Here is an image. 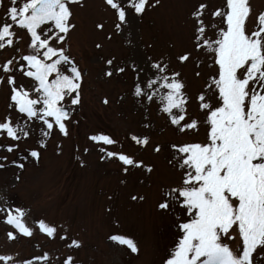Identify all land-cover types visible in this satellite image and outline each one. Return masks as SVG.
<instances>
[{"label": "rangeland", "instance_id": "1", "mask_svg": "<svg viewBox=\"0 0 264 264\" xmlns=\"http://www.w3.org/2000/svg\"><path fill=\"white\" fill-rule=\"evenodd\" d=\"M36 1L0 0V264H186L212 236L195 264L223 244L248 264L231 178L209 183L243 0H76L45 20ZM246 2L230 61L257 128L264 0Z\"/></svg>", "mask_w": 264, "mask_h": 264}, {"label": "trees", "instance_id": "2", "mask_svg": "<svg viewBox=\"0 0 264 264\" xmlns=\"http://www.w3.org/2000/svg\"><path fill=\"white\" fill-rule=\"evenodd\" d=\"M228 1L231 2L229 10L233 11L235 0H228ZM241 45L242 46H240V51L242 53L239 51V53H241L240 57L242 54H249L245 52L246 43L245 45L243 43ZM235 49H237V46ZM237 61L235 62V64L237 63ZM63 73L65 72L63 71ZM233 90H234V93L232 95V100L234 104L236 105L237 109L242 113L243 109L240 106V100H238L239 94L237 92L236 86L233 88ZM227 126H229V134L226 131L225 136L220 137L221 140L219 142V148L215 155V159L213 160L212 167H213V170H215V174H219V170L220 168H222L224 164V158L226 156H229L230 162L232 161L230 163V166L233 170L231 172L230 168L228 167V174L231 175L230 180L232 182L231 190L233 191V194L235 196H238L239 198L238 205L243 208V212L245 213V215L251 218V216L255 213V210H256V197H255L254 191L252 189V185L250 183V180L246 172L245 173L242 172V175L240 177L236 173L239 169H241L242 162L245 159L246 151L249 147V144L247 140L244 138L241 132V127L235 117L233 121L229 123V125ZM257 134H258L257 135L258 137H264V128H262L261 131H257ZM234 135L236 137H234ZM254 152H255V156L260 155L264 157V144L259 145L257 150H255ZM257 170L259 171L258 173L261 178V173L264 172V164L260 165ZM215 181H216V178H215ZM209 183L215 185L213 181H210ZM256 187L260 191L261 198H263L264 193L261 191L262 185L257 184ZM262 210L263 209L260 207V211ZM261 222L264 223V219L262 216H260L259 220L256 222L255 229H256V232L259 231L260 229L259 238L264 240V227L261 226ZM248 229H249L248 225H245L244 223H242V230L245 233H247Z\"/></svg>", "mask_w": 264, "mask_h": 264}, {"label": "water", "instance_id": "3", "mask_svg": "<svg viewBox=\"0 0 264 264\" xmlns=\"http://www.w3.org/2000/svg\"><path fill=\"white\" fill-rule=\"evenodd\" d=\"M61 1L63 0H39L35 5L34 13L37 17L49 16L54 12L56 5ZM54 112L60 117H65V118H67L70 115L69 107L56 106L54 108Z\"/></svg>", "mask_w": 264, "mask_h": 264}, {"label": "bare ground", "instance_id": "4", "mask_svg": "<svg viewBox=\"0 0 264 264\" xmlns=\"http://www.w3.org/2000/svg\"><path fill=\"white\" fill-rule=\"evenodd\" d=\"M257 186V184L255 183V187ZM257 188V187H256ZM258 204L256 203V206ZM235 219L237 221H241L244 224L248 225V227H250L249 224H251L254 221H257L258 219V215L256 213H254L251 218H249L247 215H245V213L243 212V208L241 206H239V211H237V214L235 216Z\"/></svg>", "mask_w": 264, "mask_h": 264}]
</instances>
